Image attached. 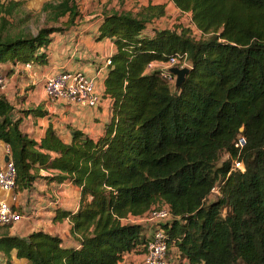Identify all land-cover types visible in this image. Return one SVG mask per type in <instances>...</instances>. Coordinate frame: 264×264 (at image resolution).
<instances>
[{
    "label": "trees",
    "instance_id": "1",
    "mask_svg": "<svg viewBox=\"0 0 264 264\" xmlns=\"http://www.w3.org/2000/svg\"><path fill=\"white\" fill-rule=\"evenodd\" d=\"M169 1L191 26L147 33L165 17L164 4L102 12L98 39L115 51L104 80L111 115L100 137L73 130L65 143L48 126L37 142L21 131V115L46 112L17 111L0 90L13 192L38 180L80 191L76 212H56L78 248L43 231L21 238L0 226L6 264L12 256L28 264H124L127 254L143 253L135 220L163 207L174 264H264V0ZM25 5L0 0V65L47 64L51 35L81 17L78 0L46 1L37 13ZM33 16L42 19L34 33L26 25ZM176 54L188 63L179 87L147 71Z\"/></svg>",
    "mask_w": 264,
    "mask_h": 264
},
{
    "label": "crops",
    "instance_id": "2",
    "mask_svg": "<svg viewBox=\"0 0 264 264\" xmlns=\"http://www.w3.org/2000/svg\"><path fill=\"white\" fill-rule=\"evenodd\" d=\"M101 18V15H82V19L74 26L64 32L52 34L45 51L48 60L45 65L32 62H29L30 68L19 62L0 65V74L6 79V87L2 91L14 109L25 111L40 108L46 112L44 117L21 115V131L31 139L38 142L48 126L65 143L70 141L73 130L91 138L102 135L111 115L110 100L104 94V80L108 71L106 61L113 55L115 48L111 40L98 39ZM154 23L146 28L147 33L155 28ZM61 71L81 72L92 78L100 98L97 106L91 108L67 101L47 102L44 82ZM6 156H9V147L0 141V168L5 163ZM79 193V189L69 182L48 184L42 180L35 182L29 190L14 193L17 197V211L22 219L9 226L8 234L26 238L32 232L43 231L59 237L64 248H78L70 233V222L68 219L56 220V212H76ZM135 222L142 226L143 240L152 237L154 226L146 217L136 219ZM142 259L141 253L131 252L124 257V264H141ZM0 264H6V259L1 254ZM10 264L28 262L12 256Z\"/></svg>",
    "mask_w": 264,
    "mask_h": 264
},
{
    "label": "built area",
    "instance_id": "3",
    "mask_svg": "<svg viewBox=\"0 0 264 264\" xmlns=\"http://www.w3.org/2000/svg\"><path fill=\"white\" fill-rule=\"evenodd\" d=\"M110 61H106V66ZM30 68V64H25ZM187 68V58L185 54L171 56L166 63H151L147 66V71L158 70L160 76L170 84L175 83V76L169 72L170 68ZM6 79L0 74V90L5 89ZM46 101L54 103L57 101H67L74 104L95 107L100 102V98L95 91V84L92 78L86 77L81 72L61 71L48 77L43 85ZM244 139L239 138L236 146L241 147ZM236 167L242 170L240 164ZM16 170L9 156L7 162L0 168V226H11L22 219V215L17 211V197L14 195ZM148 222L154 226L152 237L147 239L142 248L141 264H168V249L166 245V233L163 225H167L170 214L167 207L159 210H152L146 216Z\"/></svg>",
    "mask_w": 264,
    "mask_h": 264
},
{
    "label": "rangeland",
    "instance_id": "4",
    "mask_svg": "<svg viewBox=\"0 0 264 264\" xmlns=\"http://www.w3.org/2000/svg\"><path fill=\"white\" fill-rule=\"evenodd\" d=\"M19 1V0H16ZM25 9L37 13L41 5L46 1L51 0H25ZM149 3L152 4H164L165 5V17L156 20L155 28L157 29H174L178 27H188L190 25V18L187 14H181L174 7V5L169 0H78V8L81 18L77 19L76 22L82 19L84 16H94L98 17L102 14L104 10L117 9L118 11H136L140 7L146 6ZM92 19V18H91ZM95 19V18H94ZM75 22V24H76ZM42 24V19L38 20L35 16L32 17L30 22L26 23L28 30L35 32L37 26ZM74 24V25H75ZM62 25V24H61ZM73 25V26H74ZM60 26V25H55ZM66 30L60 31L64 32ZM194 36L199 37V33L194 30ZM227 160V157H223L222 161ZM236 165H234V168ZM218 197V191L215 189L209 197V200H213ZM175 249L168 250V264H174L172 255Z\"/></svg>",
    "mask_w": 264,
    "mask_h": 264
},
{
    "label": "water",
    "instance_id": "5",
    "mask_svg": "<svg viewBox=\"0 0 264 264\" xmlns=\"http://www.w3.org/2000/svg\"><path fill=\"white\" fill-rule=\"evenodd\" d=\"M169 72L175 76V83H174V86L175 87H179L184 79H185V76L186 74L188 73V68H177V67H174V68H170L169 69ZM242 131V129L240 130ZM9 159V156H6L5 158V162H7Z\"/></svg>",
    "mask_w": 264,
    "mask_h": 264
}]
</instances>
